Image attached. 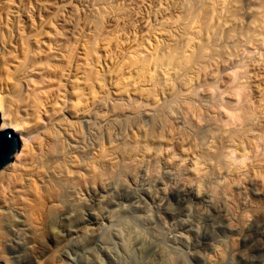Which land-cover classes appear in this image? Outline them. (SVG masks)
Segmentation results:
<instances>
[{
    "label": "rangeland",
    "instance_id": "1",
    "mask_svg": "<svg viewBox=\"0 0 264 264\" xmlns=\"http://www.w3.org/2000/svg\"><path fill=\"white\" fill-rule=\"evenodd\" d=\"M30 36L35 58L55 63V56L65 54L63 81L79 83L81 109L74 111L80 118L70 107L77 98L70 92L56 118L64 114L68 125L80 123L81 142H71L82 153L76 154L93 164L80 168L79 176L92 165L106 172L96 185L100 240L106 234L109 246H127V220L144 214L137 209L139 200L169 193L171 207L184 201L192 217L208 226L205 212L221 208L226 228L210 240L214 246H195L193 233L170 227L177 219L168 215L169 204L158 209L147 196L149 213L158 210L167 220L158 223L163 244L193 253L186 256L190 264H246V249H258V241L250 246L242 234L252 218H264V0H0V58L9 60L6 72L16 69L18 52ZM30 71L35 79L43 71L44 78H56L51 65ZM20 136L22 147L33 143L31 135ZM29 162L22 157L0 171V213L7 216L2 226L18 208L8 201L10 182L19 176L15 165ZM36 173L22 179L15 194L43 185ZM192 189L207 202L193 203ZM87 231L71 246L88 240ZM1 235L0 229V257L7 264L13 253ZM258 253L250 256L255 264ZM57 264L75 263L60 257Z\"/></svg>",
    "mask_w": 264,
    "mask_h": 264
},
{
    "label": "bare ground",
    "instance_id": "2",
    "mask_svg": "<svg viewBox=\"0 0 264 264\" xmlns=\"http://www.w3.org/2000/svg\"><path fill=\"white\" fill-rule=\"evenodd\" d=\"M33 37H28L18 52L19 64L17 63L15 70L6 72V63L9 60L0 58L2 128H13L16 130L15 132L16 134L18 132L17 135L22 144L24 139L20 136L22 133L33 137V143H25L23 147L21 146L15 154L14 160L7 165V167L11 166L15 161L21 160L22 157H26L30 161L29 165H20L19 163L15 165L19 176H16L14 181L10 182L8 201L18 208L11 215V220L5 223L4 226H2V223H4L2 218L4 217L5 219L7 216H4V213H0L1 237H7V242L11 246H6V248H9L13 253L10 257V260L13 261H8V257H6L7 264H57L60 257H68L75 264H164V262L166 264H190L186 256L193 255V253H185L186 251L183 253L182 249L181 251L176 246L168 245V242L163 244L164 242L160 241L161 233L158 229V223L162 224L165 221L163 219L166 218L157 214L158 210L154 212L156 214L149 213L152 207L149 206L148 210V204L151 203L150 200L152 199V202H154V204L152 203L153 206L156 203L158 209H167V203L169 204L168 215L177 219H175L176 221H172V219L170 222L168 221L170 227L175 225L179 229L193 233L194 238L191 240L195 246H204L203 248L214 246L215 244L210 240L216 237L219 231L223 230L225 232L226 226L223 223L226 219L225 212L221 208L217 209L211 206L213 208L211 211L203 213L205 218L211 223L208 226L206 223L192 217L193 210L184 201L179 200V206H172V208L168 201L170 197L167 198L168 196H166L169 193L165 195L163 191V195H161L163 197L160 195H157L158 197L155 195V197L149 193L147 196L151 197L150 200L147 196L139 200L141 203L137 206L139 207L137 209L144 212V214H137L132 220H127V246H122L121 248L119 246H109L108 235L104 233L103 238L100 240L97 236L99 229L97 227L98 216L94 211L95 203L98 199V187L96 185H98L101 175H105L106 172L100 170L98 165H92V169L87 168L90 171L86 170V174L80 171L82 176H79L78 171L80 168H85V164L89 166L93 162L92 159L90 160L92 161L91 163L88 159H85L88 162L84 161L83 158L81 159L79 156L82 153L77 151L78 148L74 147L71 142V139L77 143L81 142L82 130L78 127L80 123L77 126L76 121H72L69 126L66 123L67 121L62 118L64 114H59L60 118H56L59 113L56 111L57 107H64L68 103L66 97L69 96V92L72 97H77L70 107L73 106V111L81 109L80 86L77 80L72 81V85L65 84L63 81V72L66 66L65 54H62V58L55 56V63H52L53 61L50 57L49 59L45 56L47 59L44 57L38 58L39 60L35 58L37 51L34 49ZM48 65H51L54 69L55 80L44 78L46 75L44 71V76L41 79L39 77L35 79V75L31 73L30 69L37 67L41 70ZM93 75V72L88 74L91 84L94 82ZM34 81L36 82L35 86H33ZM93 84L90 85L92 88H94ZM69 86L71 87L69 88ZM92 90L95 91V89ZM78 111H74L77 120L80 118ZM74 153L79 154V156L76 154L79 159H73ZM32 172H37L36 174L39 176L42 175L43 185L39 183L37 188L31 186L29 189L15 194L17 184L22 179L29 177ZM5 176L6 174L3 175L2 181ZM194 190L192 192L189 191L190 199L193 203L194 201L207 202V198L204 195L196 193ZM22 194H27L28 198H23ZM195 203L197 204V202ZM107 218L106 214L104 219L106 220ZM254 227L257 228V236L253 235ZM86 229L89 234L88 240L77 242V246H75L76 244L71 246L73 239L80 237ZM120 229L122 230V228ZM231 229L236 231L235 228ZM246 229V232L242 234V241L249 243L250 246H253L254 242L257 243L258 241V249L253 247L249 251L246 249L247 252L246 254L244 253L245 257H243V260H245L246 264H255L253 262L254 259H251L250 256H254L255 252L259 251L262 255L258 253L261 255L259 259L257 256L258 264H264V218L255 216L250 220V224ZM149 231L150 233L147 234ZM167 234L165 233L166 240H168ZM116 235L118 234L116 233ZM253 236L254 238H252ZM240 252L243 254L242 251ZM0 260L3 264L6 263L1 257Z\"/></svg>",
    "mask_w": 264,
    "mask_h": 264
},
{
    "label": "water",
    "instance_id": "3",
    "mask_svg": "<svg viewBox=\"0 0 264 264\" xmlns=\"http://www.w3.org/2000/svg\"><path fill=\"white\" fill-rule=\"evenodd\" d=\"M21 148V141L13 128H2L0 112V171L14 160ZM0 264H3L0 260Z\"/></svg>",
    "mask_w": 264,
    "mask_h": 264
},
{
    "label": "clouds",
    "instance_id": "4",
    "mask_svg": "<svg viewBox=\"0 0 264 264\" xmlns=\"http://www.w3.org/2000/svg\"><path fill=\"white\" fill-rule=\"evenodd\" d=\"M201 91H203V89H201ZM176 106H177V107H179V104H177ZM189 108H191V105H189ZM172 115H174V116H175V115H176V113H175V112H173V113H172ZM200 122H201V123H203V121H200ZM170 211H172V210H170ZM164 264H166V262H164Z\"/></svg>",
    "mask_w": 264,
    "mask_h": 264
}]
</instances>
